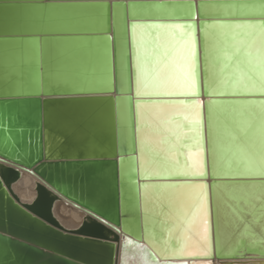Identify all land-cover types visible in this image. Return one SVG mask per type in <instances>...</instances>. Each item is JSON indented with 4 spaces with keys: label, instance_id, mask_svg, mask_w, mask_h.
Listing matches in <instances>:
<instances>
[{
    "label": "water",
    "instance_id": "water-1",
    "mask_svg": "<svg viewBox=\"0 0 264 264\" xmlns=\"http://www.w3.org/2000/svg\"><path fill=\"white\" fill-rule=\"evenodd\" d=\"M225 2L236 10L210 9ZM240 2L264 0H0V101L39 103L28 165L0 154V264H264L262 241L239 237L225 251L217 239L216 187L264 185V174L233 169L235 142L221 157L212 148L217 105L264 108V93L205 89L200 22L264 26V10ZM85 161L115 165L112 223L85 211L65 227L54 213L60 197L40 177L30 202L13 190L35 164ZM230 200L241 212L243 197ZM191 237L201 253H185Z\"/></svg>",
    "mask_w": 264,
    "mask_h": 264
},
{
    "label": "bare ground",
    "instance_id": "bare-ground-1",
    "mask_svg": "<svg viewBox=\"0 0 264 264\" xmlns=\"http://www.w3.org/2000/svg\"><path fill=\"white\" fill-rule=\"evenodd\" d=\"M240 4L239 9L245 12L264 10V3L240 2ZM236 8L237 6L230 2L210 6V9L226 14L232 13ZM199 34L204 41L201 62L206 93H264L263 24L257 21H201ZM217 111H223L224 115L218 114ZM38 112L39 103L35 99L0 101V154L5 155L19 167L28 165L30 148L35 154L33 139L38 131ZM211 129L215 142L212 148L218 157L222 156L220 146L235 142L233 169H240L239 174L245 175L264 174V108L262 104L237 102L217 105L211 113ZM241 130H244L245 136L240 142L234 141ZM22 135L26 143L24 145L19 143L18 149L14 143L19 142ZM46 141L47 146L50 145V139L46 138ZM190 157L194 169L198 170L199 155L191 154ZM36 158L34 157L33 160L37 161ZM35 165H37V173L30 174L28 171H23L20 180L13 185V187L16 185L19 187L25 198L29 197L28 201L33 199L34 182L37 181V177H40L60 197V201L56 202L54 208L57 206L67 224L72 225L82 219L85 211H92L111 223L116 221V202L113 198L116 191L114 163L85 161ZM238 165L239 167L236 168ZM240 196L244 199L240 203L242 204L241 212L230 200V197ZM258 202L264 210V185L234 184L216 187L217 239L220 248L230 251L239 237H247V240L251 242L260 240L264 244V220L255 222L261 210L257 208L252 213V209L254 211V206L257 207ZM249 213L247 220L244 214L247 216ZM241 221H244V224H240ZM198 226L203 230L202 223ZM199 244L194 238H189L185 253H201L203 247Z\"/></svg>",
    "mask_w": 264,
    "mask_h": 264
},
{
    "label": "rangeland",
    "instance_id": "rangeland-1",
    "mask_svg": "<svg viewBox=\"0 0 264 264\" xmlns=\"http://www.w3.org/2000/svg\"><path fill=\"white\" fill-rule=\"evenodd\" d=\"M13 190L17 193V195L20 197V199H22V201L30 202V201H28L29 197L28 198H25V196H23V194L21 193V190L19 189V187L17 185L15 187H13ZM54 213H55L56 217L61 221V223L65 227H68L69 226L68 228L76 226L79 223V221L81 220L80 219L77 222H75V224L70 225V224H67L65 222L66 220L64 218V215L58 210L57 206L54 208Z\"/></svg>",
    "mask_w": 264,
    "mask_h": 264
}]
</instances>
